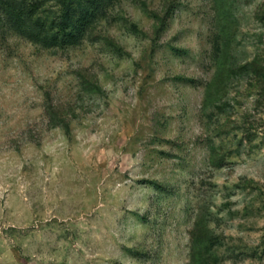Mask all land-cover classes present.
<instances>
[{"label":"rangeland","instance_id":"obj_1","mask_svg":"<svg viewBox=\"0 0 264 264\" xmlns=\"http://www.w3.org/2000/svg\"><path fill=\"white\" fill-rule=\"evenodd\" d=\"M96 6L0 8V264H264V0Z\"/></svg>","mask_w":264,"mask_h":264},{"label":"trees","instance_id":"obj_2","mask_svg":"<svg viewBox=\"0 0 264 264\" xmlns=\"http://www.w3.org/2000/svg\"><path fill=\"white\" fill-rule=\"evenodd\" d=\"M98 2L0 0V8L8 21L29 39L50 46L79 40L80 32L92 23Z\"/></svg>","mask_w":264,"mask_h":264}]
</instances>
